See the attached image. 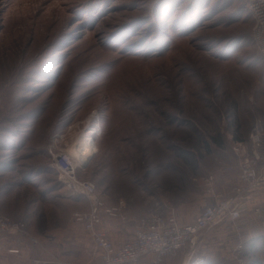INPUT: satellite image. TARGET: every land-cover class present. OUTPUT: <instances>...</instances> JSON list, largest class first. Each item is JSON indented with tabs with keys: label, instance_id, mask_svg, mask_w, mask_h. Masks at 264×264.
Returning a JSON list of instances; mask_svg holds the SVG:
<instances>
[{
	"label": "rangeland",
	"instance_id": "1",
	"mask_svg": "<svg viewBox=\"0 0 264 264\" xmlns=\"http://www.w3.org/2000/svg\"><path fill=\"white\" fill-rule=\"evenodd\" d=\"M244 3L0 0V212L58 239L85 235L75 213L89 204L64 187L47 149L93 112L101 131L77 174L119 208L113 217L171 207L191 221L216 202L209 174L226 197L239 184L238 169L225 170L236 166L232 144L264 123V61ZM247 213L219 220L175 257L264 264V218ZM4 259L24 262L21 252Z\"/></svg>",
	"mask_w": 264,
	"mask_h": 264
},
{
	"label": "built area",
	"instance_id": "2",
	"mask_svg": "<svg viewBox=\"0 0 264 264\" xmlns=\"http://www.w3.org/2000/svg\"><path fill=\"white\" fill-rule=\"evenodd\" d=\"M243 9L252 19L251 37L264 61V0H245ZM92 115L83 129L80 124L69 126L68 138L62 132H55L47 150L49 166L57 172L64 187L72 194L83 195L89 204V209L77 212L75 216L89 234L100 264H161L166 258L178 255L182 249L193 248L203 231L221 219L236 221L250 210L258 219L264 218V123L258 121L248 138L235 141L231 146L236 166H226L225 170L238 169L239 184L234 186L233 194L218 197L216 176L209 174L204 178V186L216 202L204 207L191 222H181L171 207H154L138 220L129 238L122 243L114 241L99 227V223L103 211L116 216L119 208L106 207L96 183L78 176L77 170L84 164H76L72 154L76 146L80 149L84 132L89 133L90 125L93 126L92 142L95 144V135L100 133L101 126L97 113ZM25 239L38 243V239L29 233L25 220L0 212V253L21 252ZM203 262L204 257H193L191 252L181 264Z\"/></svg>",
	"mask_w": 264,
	"mask_h": 264
},
{
	"label": "crops",
	"instance_id": "3",
	"mask_svg": "<svg viewBox=\"0 0 264 264\" xmlns=\"http://www.w3.org/2000/svg\"><path fill=\"white\" fill-rule=\"evenodd\" d=\"M233 175L238 179L237 174ZM233 193L234 187L227 196ZM85 201L87 202L86 199ZM125 219L121 220L103 211L99 227L104 229L111 239L122 243L131 236L139 220V218H136L133 221L129 215ZM191 221L181 222L187 223ZM45 230L49 234H44L43 231ZM29 231L38 239V243L32 244L25 251H21L24 261L21 264H100L98 253L95 251L92 240L86 230H84L87 233L85 235H78L75 232L60 239L56 238L55 233L44 228L37 229L32 227ZM13 255L11 253H4L5 262L9 260L7 259L8 257ZM180 258L179 256L166 258L161 264H180Z\"/></svg>",
	"mask_w": 264,
	"mask_h": 264
},
{
	"label": "bare ground",
	"instance_id": "4",
	"mask_svg": "<svg viewBox=\"0 0 264 264\" xmlns=\"http://www.w3.org/2000/svg\"><path fill=\"white\" fill-rule=\"evenodd\" d=\"M89 130H90L89 133L84 132V135H83L84 137H82V140L80 143L81 146L79 145L80 149H78V146H76L75 151L74 152L72 151V154L75 157V163L76 164H79V165L84 164L90 158L91 153L94 152L93 144L91 142V140L93 139L92 134H94V130H93L92 125H90ZM90 147H91V149L89 150ZM203 263H196V264H203Z\"/></svg>",
	"mask_w": 264,
	"mask_h": 264
},
{
	"label": "water",
	"instance_id": "5",
	"mask_svg": "<svg viewBox=\"0 0 264 264\" xmlns=\"http://www.w3.org/2000/svg\"><path fill=\"white\" fill-rule=\"evenodd\" d=\"M91 158H92V156H90V158L87 160V162H88ZM87 162H85L84 165H85Z\"/></svg>",
	"mask_w": 264,
	"mask_h": 264
},
{
	"label": "trees",
	"instance_id": "6",
	"mask_svg": "<svg viewBox=\"0 0 264 264\" xmlns=\"http://www.w3.org/2000/svg\"><path fill=\"white\" fill-rule=\"evenodd\" d=\"M2 140H3V139L0 137V143H2V142L4 141V140H3V141H2ZM47 151H48V150H47Z\"/></svg>",
	"mask_w": 264,
	"mask_h": 264
}]
</instances>
